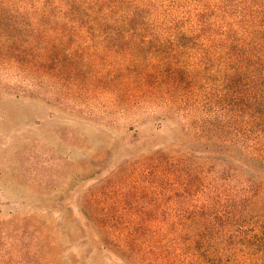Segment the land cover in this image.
Wrapping results in <instances>:
<instances>
[{"label":"trees","instance_id":"trees-1","mask_svg":"<svg viewBox=\"0 0 264 264\" xmlns=\"http://www.w3.org/2000/svg\"><path fill=\"white\" fill-rule=\"evenodd\" d=\"M85 41L172 137L57 223L0 217V264H264V0H0V66L37 75Z\"/></svg>","mask_w":264,"mask_h":264},{"label":"rangeland","instance_id":"rangeland-1","mask_svg":"<svg viewBox=\"0 0 264 264\" xmlns=\"http://www.w3.org/2000/svg\"><path fill=\"white\" fill-rule=\"evenodd\" d=\"M69 49L71 59L79 55L75 60H56L37 75L0 66V85L12 92L0 95L1 218L33 212L57 223L56 210L82 206L110 174L130 171L125 161L131 156L172 137L170 121L157 128L149 118L159 114L149 100L121 99V84L132 92L128 80L136 77L127 61L105 60L101 41ZM124 98L129 105L121 106ZM134 134L141 140L132 145Z\"/></svg>","mask_w":264,"mask_h":264}]
</instances>
